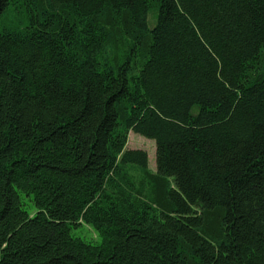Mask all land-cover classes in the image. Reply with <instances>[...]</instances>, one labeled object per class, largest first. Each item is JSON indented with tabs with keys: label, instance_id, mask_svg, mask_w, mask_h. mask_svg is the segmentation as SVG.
Wrapping results in <instances>:
<instances>
[{
	"label": "trees",
	"instance_id": "trees-1",
	"mask_svg": "<svg viewBox=\"0 0 264 264\" xmlns=\"http://www.w3.org/2000/svg\"><path fill=\"white\" fill-rule=\"evenodd\" d=\"M0 264H264V0H0Z\"/></svg>",
	"mask_w": 264,
	"mask_h": 264
},
{
	"label": "rangeland",
	"instance_id": "rangeland-1",
	"mask_svg": "<svg viewBox=\"0 0 264 264\" xmlns=\"http://www.w3.org/2000/svg\"><path fill=\"white\" fill-rule=\"evenodd\" d=\"M155 22V18L152 14H149L148 17V25L152 26ZM196 107L192 108V111H196ZM127 147H138L143 148L146 150L148 154V166L150 169H156V162H155V141L153 138L146 137L138 132L130 130L128 133V141L126 144ZM21 199L23 201V205L28 210H34V204L31 197L21 193ZM71 232L74 235L80 236L86 240H90L92 242H98L101 239L100 233L90 224L88 223H81L79 226L72 228Z\"/></svg>",
	"mask_w": 264,
	"mask_h": 264
}]
</instances>
